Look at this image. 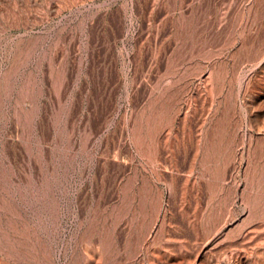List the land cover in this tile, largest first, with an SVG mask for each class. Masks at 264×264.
<instances>
[{
    "label": "rangeland",
    "instance_id": "obj_1",
    "mask_svg": "<svg viewBox=\"0 0 264 264\" xmlns=\"http://www.w3.org/2000/svg\"><path fill=\"white\" fill-rule=\"evenodd\" d=\"M48 2L0 25V264H264V0Z\"/></svg>",
    "mask_w": 264,
    "mask_h": 264
},
{
    "label": "bare ground",
    "instance_id": "obj_2",
    "mask_svg": "<svg viewBox=\"0 0 264 264\" xmlns=\"http://www.w3.org/2000/svg\"><path fill=\"white\" fill-rule=\"evenodd\" d=\"M31 1L32 0H0V25L3 26V30L14 29V28L19 27L21 25L20 21L23 18L25 19V22H24L25 28H28V29L31 28L30 11L28 8L27 9L23 8L24 2L30 5ZM44 2L47 3L48 0H44ZM48 4L50 3L48 2ZM6 218L10 220V217H6ZM3 222H4V217L0 215V235H4V237L6 238L7 246H8V247L4 246L3 242L0 239V251L8 255V253L5 251L8 248H11L12 243L10 244V240H16L17 236L15 235L16 232L14 231V228H11L12 232H14V236L12 237H11V232L7 233L5 232V230H2Z\"/></svg>",
    "mask_w": 264,
    "mask_h": 264
}]
</instances>
